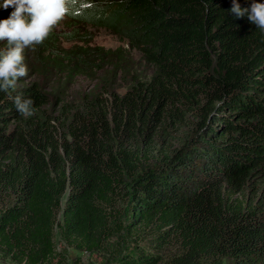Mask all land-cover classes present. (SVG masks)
<instances>
[{"label": "trees", "instance_id": "1", "mask_svg": "<svg viewBox=\"0 0 264 264\" xmlns=\"http://www.w3.org/2000/svg\"><path fill=\"white\" fill-rule=\"evenodd\" d=\"M231 7L69 0L0 91L2 253L64 261L58 232L78 252L115 241L111 264H264V31ZM86 26L124 45L93 46Z\"/></svg>", "mask_w": 264, "mask_h": 264}, {"label": "clouds", "instance_id": "2", "mask_svg": "<svg viewBox=\"0 0 264 264\" xmlns=\"http://www.w3.org/2000/svg\"><path fill=\"white\" fill-rule=\"evenodd\" d=\"M69 0H0V9H12L8 18L0 20V42L7 41V50H0V91L11 95L17 82L26 75V64L22 53L29 45H39L54 25L69 12ZM230 13L238 18L247 15L248 20L264 31V4L253 3L241 8L232 0ZM20 115L34 114L33 100L21 94L12 97Z\"/></svg>", "mask_w": 264, "mask_h": 264}, {"label": "rangeland", "instance_id": "3", "mask_svg": "<svg viewBox=\"0 0 264 264\" xmlns=\"http://www.w3.org/2000/svg\"><path fill=\"white\" fill-rule=\"evenodd\" d=\"M65 17V16H64ZM63 24L65 18L60 20ZM69 26V25H68ZM86 31L91 33L92 45L102 47L104 49H116L121 45H124L122 39L117 34L106 29H94L90 26H86ZM7 50V48H6ZM134 54V53H133ZM122 92V89L119 90ZM65 201V196L62 199V204ZM56 246L58 251L66 256L64 261H56L54 264H111L113 258V251L115 249V241L110 243L106 250L100 252H78L71 248H65L63 243L59 240L58 232H56ZM0 264H18L14 262L10 257L0 251Z\"/></svg>", "mask_w": 264, "mask_h": 264}]
</instances>
